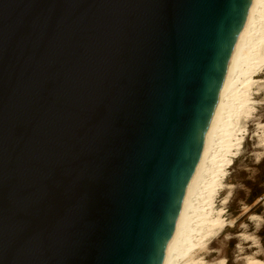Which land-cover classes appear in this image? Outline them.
Segmentation results:
<instances>
[{
  "label": "water",
  "instance_id": "1",
  "mask_svg": "<svg viewBox=\"0 0 264 264\" xmlns=\"http://www.w3.org/2000/svg\"><path fill=\"white\" fill-rule=\"evenodd\" d=\"M253 0H0V264H163Z\"/></svg>",
  "mask_w": 264,
  "mask_h": 264
},
{
  "label": "bare ground",
  "instance_id": "2",
  "mask_svg": "<svg viewBox=\"0 0 264 264\" xmlns=\"http://www.w3.org/2000/svg\"><path fill=\"white\" fill-rule=\"evenodd\" d=\"M262 71L264 0H253L163 264H210L203 259H194V254L234 228V221L225 219V210L216 209L215 200L225 186L231 158L243 141V121L256 110L254 106L258 102L252 91L255 85L264 84V79L259 78ZM257 130L255 137L259 139V147L264 149V124L258 123ZM255 218L258 217L251 216V219ZM238 237L252 241L246 234ZM245 260L246 264H257L250 258ZM217 264H226V260Z\"/></svg>",
  "mask_w": 264,
  "mask_h": 264
},
{
  "label": "rangeland",
  "instance_id": "3",
  "mask_svg": "<svg viewBox=\"0 0 264 264\" xmlns=\"http://www.w3.org/2000/svg\"><path fill=\"white\" fill-rule=\"evenodd\" d=\"M259 78L264 79V71ZM253 88V97L258 102L256 110L243 121V141L231 158L225 186L215 200L216 209L225 210V219L234 221V228L193 256L210 264L220 260H226V264H246V258L264 264V149L255 137L258 123L264 124V84ZM226 199L228 203L224 204ZM240 234L248 235L252 241L242 240Z\"/></svg>",
  "mask_w": 264,
  "mask_h": 264
},
{
  "label": "trees",
  "instance_id": "4",
  "mask_svg": "<svg viewBox=\"0 0 264 264\" xmlns=\"http://www.w3.org/2000/svg\"><path fill=\"white\" fill-rule=\"evenodd\" d=\"M255 200V199H254Z\"/></svg>",
  "mask_w": 264,
  "mask_h": 264
}]
</instances>
